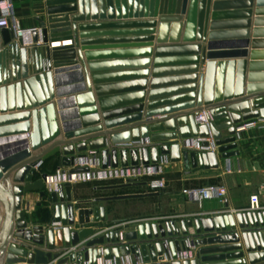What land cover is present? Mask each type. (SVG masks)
<instances>
[{"label": "water", "instance_id": "95a60500", "mask_svg": "<svg viewBox=\"0 0 264 264\" xmlns=\"http://www.w3.org/2000/svg\"><path fill=\"white\" fill-rule=\"evenodd\" d=\"M222 6L218 0L213 3L209 31L210 0H49L45 19H37L42 43L38 44L39 34L35 32L33 45L28 47L22 45L11 24L0 28V264H49L53 260L56 264H96L97 258L122 263L125 256L133 262L141 257L139 264H264V209L198 216L181 221L179 228L174 221L164 225L138 223L124 232L126 243H122L118 230L112 229L114 224L105 223L104 207H76L141 195L74 202L70 184L46 193L43 182L47 173L37 172L54 155L60 156L61 167L69 168L76 157L88 151L100 154L103 168L147 166L167 156L172 163L181 162L188 173L216 169L215 152L180 147L184 140L196 137H211L228 165L238 156L236 127L252 119L264 120V63L256 62L264 60V52L257 51L264 47V41L251 42L247 32L240 37L218 32L224 26L234 29L241 25L218 22L224 16L217 13ZM128 15L137 19L116 21ZM128 27L143 29L134 33L114 31L112 35L146 36L156 27L157 56L168 53L173 57L156 59L154 66L177 64L181 66L177 74L182 77L167 91H151L146 104L144 95L139 94L133 96L138 100L135 104L123 107L114 104L126 95L102 91H123L131 85L145 91V83L99 85V64L94 61L98 54L87 52L96 48L86 46L98 44L88 39L96 38L98 30ZM260 34L264 30L254 28L252 38H264ZM50 40H70L71 45L50 49ZM247 57L250 63L245 83ZM200 64L204 70L198 74ZM160 72L154 69L153 75ZM145 75L142 73L141 79ZM158 108L169 115L145 121ZM203 111L207 112L208 124L196 121ZM222 131H226L225 136ZM202 146L208 147V143ZM136 184L140 183L121 186ZM31 192L49 203L53 211L49 225L28 223L30 205L24 196ZM57 223L61 227L53 226ZM75 224L79 227L71 230ZM187 228H194L195 233L189 234ZM240 238L246 259L240 251ZM214 244L220 247H201ZM74 246H78L77 251L60 257ZM192 247H200L195 259L180 262L178 254Z\"/></svg>", "mask_w": 264, "mask_h": 264}, {"label": "crops", "instance_id": "0c3cea01", "mask_svg": "<svg viewBox=\"0 0 264 264\" xmlns=\"http://www.w3.org/2000/svg\"><path fill=\"white\" fill-rule=\"evenodd\" d=\"M10 1L13 7L12 23H16L18 28H39L37 19H45L46 16V2L49 0H7ZM216 0H210V8L207 12V30L209 31L212 13V5ZM223 6L217 10L223 16L220 23H241L240 27L234 29L224 26L217 31L228 33H236L230 37H240L243 32L249 33V39L264 41V38L253 39L252 31L254 28L264 30V2L259 3L258 0H218ZM248 2V3H246ZM139 7V6H138ZM234 13V14H233ZM233 14V15H231ZM227 15V16H226ZM71 16V14H70ZM133 16L129 15L126 18H121L116 21L134 22ZM81 23V22H79ZM78 23V24H79ZM102 23V22H101ZM107 23V22H103ZM98 24H100L98 22ZM143 28L128 27L113 30H98L96 38H88L89 41H97L98 44L87 45L86 47H95L96 50H89L87 52L96 53V63L99 64L98 82L104 85H119L125 82L143 81L146 87L145 91L138 89L133 85L124 88V90L106 89L102 93L106 95H126L127 98L114 104L115 106H128L135 104L138 101L134 95L143 94L144 104L148 101L149 93L151 91H167L175 87V81L182 75L177 74V64L164 63L161 66H154L156 59H170L168 53L157 56V29L152 28L153 33L146 36H118L112 35L114 31H128L126 33H134ZM113 31V32H112ZM96 32V31H95ZM108 34V35H107ZM111 34V35H109ZM264 37V34H260ZM169 39V37H167ZM182 42V35L180 42ZM71 45L70 40L49 41L48 47H61ZM251 51V48H249ZM259 52H264V47L257 49ZM85 53V52H83ZM172 55V54H171ZM250 57L244 58L247 62L244 82L247 80L248 64ZM9 60V59H8ZM234 61H237L233 59ZM147 61V62H146ZM219 61V60H215ZM141 62H146L143 64ZM257 63H264V60H256ZM87 61L85 60V65ZM145 66V68H142ZM156 67V68H155ZM161 70L158 75H153V70ZM204 65L200 64L198 74L202 73ZM88 71V69H87ZM146 72L145 78L141 79V74ZM90 77V73L88 72ZM236 75V74H235ZM153 81H156L153 84ZM236 81V76H235ZM154 85V88H153ZM235 91V88H233ZM121 91V92H120ZM95 97V92H93ZM159 96L165 97L164 94ZM158 97V96H157ZM160 98V97H158ZM162 98V97H161ZM129 107V106H128ZM164 108H158L145 121H158L164 119L169 114L162 112ZM145 110L142 115L144 116ZM254 121L258 123L257 127L245 129L239 133L237 140L238 156L231 158L227 165L222 159L221 154L215 150L218 167L216 169H209L197 172H187L181 162L170 163L166 168L164 178L166 187L162 191H155L151 196L145 194L150 192L148 185L140 183L136 185L121 186L113 182L101 183H78L72 185L71 196L74 202L85 201V199L109 198L119 195H141L139 197L108 200L93 204L84 203L76 208L90 207L91 205H98L105 209V223H113L115 230L124 229L125 231L134 229L138 223H144L146 219L150 218L149 222L164 225L169 221L175 222V228L180 227V222L187 219H194L198 216H207L222 213L235 214L248 210L249 197L252 194H259L260 203L264 207V127L263 121L259 119H252L244 123ZM238 125V126H239ZM126 127V126H119ZM117 129V128H113ZM222 135H226V131H222ZM147 143L149 144L148 140ZM129 145H132L131 143ZM61 167L60 156L54 155L47 159L37 172H45L51 175L54 171ZM228 167V168H227ZM229 169V170H228ZM219 179L218 185H223L227 189L226 197L220 201L219 199L204 200L200 203L195 201H188L184 196V190L200 188L210 184V180ZM24 200L30 205L29 212H27V221L29 224L49 225L51 223L53 211L47 201H40L37 192H31L24 196ZM88 201V200H87ZM41 202V206L36 204ZM226 206V207H225ZM45 215V216H44ZM77 222V214L75 216V223ZM236 231L240 235L236 219H234ZM76 226V224H75ZM71 230H74L73 228ZM189 234H194V228H187ZM98 236V235H97ZM238 244L241 245V252L244 253L246 259V251L244 244L240 238ZM201 247H220V244L205 245ZM200 247H192V259H195V252ZM186 260V261H190ZM244 261V260H243ZM168 262V261H167ZM170 262V261H169ZM182 262V261H180ZM248 264V261H246ZM51 264H55V260Z\"/></svg>", "mask_w": 264, "mask_h": 264}, {"label": "built area", "instance_id": "2783aa9c", "mask_svg": "<svg viewBox=\"0 0 264 264\" xmlns=\"http://www.w3.org/2000/svg\"><path fill=\"white\" fill-rule=\"evenodd\" d=\"M13 14V7L10 1H0V28H8L11 24L17 37L21 38L22 45L25 47L33 45V33L39 34L38 44L42 43L41 32L39 28H26L20 29L16 23H12L10 20ZM196 121L200 124H208L209 119L206 111H203L196 118ZM263 127H264V120ZM258 123L250 121L236 127V138L239 139V133L245 129H251L257 127ZM203 142L208 143V147L202 146ZM147 143V141H146ZM180 147L189 151L195 152H215L216 146L213 143L211 137L203 138H188L180 144ZM171 163L169 157L162 156L156 164H148L144 166L139 164L138 166H118L102 167L101 157L98 152L88 151L83 156L76 157L73 161V165L69 168L59 167L51 175H47L43 182V189L46 193L57 192L58 187L64 184L75 185L78 183H101V182H115L117 184H133V183H145L148 185L150 192L162 191L166 187V181L164 174L166 173L167 166ZM85 168V172H73L74 169ZM228 168V167H227ZM229 170V169H228ZM227 189L223 185L209 184L200 188L184 190L185 198L192 202H198L211 199H219L222 201L227 195ZM264 207L260 203L259 194H252L249 197V211L263 210ZM150 219L145 221L149 222ZM54 227H61L60 223L53 224ZM79 226H71L70 229H77ZM124 229H118L119 241H124ZM98 230L95 229L94 237H97ZM78 246L70 248L68 251L61 254L62 257H66L69 253L77 251ZM192 259V250L181 252L178 254V260H190ZM55 260V264H56ZM141 257H137L133 262L130 256H125L122 263H116L113 259L104 260L103 258H97L96 264H139L141 263ZM52 263V262H51ZM49 263V264H51ZM164 263V262H162ZM72 264V263H64ZM83 264H87L84 262Z\"/></svg>", "mask_w": 264, "mask_h": 264}, {"label": "rangeland", "instance_id": "374dc122", "mask_svg": "<svg viewBox=\"0 0 264 264\" xmlns=\"http://www.w3.org/2000/svg\"><path fill=\"white\" fill-rule=\"evenodd\" d=\"M211 182H210V184H219L218 182H219V179H212V180H210ZM113 183H115V182H113ZM91 201L92 199H85V201ZM87 204V203H86ZM89 204V203H88ZM92 204V203H91ZM148 219H150V218H148Z\"/></svg>", "mask_w": 264, "mask_h": 264}, {"label": "trees", "instance_id": "16d2710c", "mask_svg": "<svg viewBox=\"0 0 264 264\" xmlns=\"http://www.w3.org/2000/svg\"><path fill=\"white\" fill-rule=\"evenodd\" d=\"M45 216V215H44Z\"/></svg>", "mask_w": 264, "mask_h": 264}]
</instances>
